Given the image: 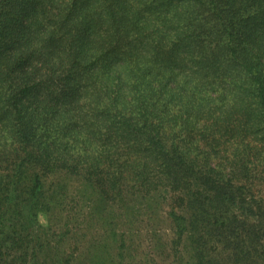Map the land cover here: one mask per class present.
I'll list each match as a JSON object with an SVG mask.
<instances>
[{"label":"trees","instance_id":"1","mask_svg":"<svg viewBox=\"0 0 264 264\" xmlns=\"http://www.w3.org/2000/svg\"><path fill=\"white\" fill-rule=\"evenodd\" d=\"M73 185L101 223L166 192L174 263L264 264V0H0V264H79Z\"/></svg>","mask_w":264,"mask_h":264},{"label":"rangeland","instance_id":"2","mask_svg":"<svg viewBox=\"0 0 264 264\" xmlns=\"http://www.w3.org/2000/svg\"><path fill=\"white\" fill-rule=\"evenodd\" d=\"M71 187V197L63 207L72 217L70 223L76 234L68 235L62 244L70 248L77 239L81 252L74 250L79 264H97V261L101 264H179V261L173 262L178 247H171L166 192L159 193L153 201L136 200L130 208L115 207L111 215L108 213L107 221L101 223L88 219L87 206H81L79 192L74 185ZM61 214L64 219L65 213L61 211ZM39 223L51 238H57L59 226L54 219L49 222L47 214L42 212Z\"/></svg>","mask_w":264,"mask_h":264}]
</instances>
